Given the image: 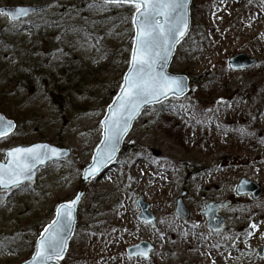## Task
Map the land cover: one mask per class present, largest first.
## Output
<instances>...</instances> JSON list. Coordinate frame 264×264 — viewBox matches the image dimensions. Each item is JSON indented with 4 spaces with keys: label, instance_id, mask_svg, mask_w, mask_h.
<instances>
[{
    "label": "rangeland",
    "instance_id": "rangeland-1",
    "mask_svg": "<svg viewBox=\"0 0 264 264\" xmlns=\"http://www.w3.org/2000/svg\"><path fill=\"white\" fill-rule=\"evenodd\" d=\"M224 1H192L191 31L170 66L190 77V90L145 108L115 164L87 184L62 264H264V0H228L234 13L216 39L210 17H227ZM100 3L0 0L48 6L18 22L0 12V112L18 123L0 138V161L8 148L39 141L71 151L23 188L0 191V264L31 257L101 140V120L128 68L134 9ZM240 53L256 62L229 67ZM242 177L262 187L259 198L237 193ZM179 197L187 218L176 212ZM140 198L154 223L139 218ZM228 200L225 226L211 229L206 204ZM141 241L154 246L149 257L130 256L127 248Z\"/></svg>",
    "mask_w": 264,
    "mask_h": 264
},
{
    "label": "snow or ice",
    "instance_id": "snow-or-ice-1",
    "mask_svg": "<svg viewBox=\"0 0 264 264\" xmlns=\"http://www.w3.org/2000/svg\"><path fill=\"white\" fill-rule=\"evenodd\" d=\"M189 0H101L99 7L110 5H131L133 37L128 72L123 76L120 96L109 106V115L104 125L103 147H98L92 163L84 170V178L91 179L102 166L113 158L120 138L127 133L132 118L148 104L159 102L169 95H183L187 85L183 78L165 71V66L175 45L189 32ZM90 7H97L96 4ZM17 20L28 14L20 7L15 12L0 9ZM232 67V65H229ZM223 99V98H221ZM16 128L14 121L0 114V138H6ZM242 133L246 130L241 129ZM63 150L49 144H34L30 147L11 148L7 163H0V189L10 192L23 188L25 181H31L38 166L58 159ZM247 181H242L246 183ZM81 199H74L58 205L55 218L43 226L39 234L36 251L29 264H59L68 247L69 234L73 231V212ZM3 198L0 197V203ZM252 229H258L253 223ZM252 235L251 232L248 233ZM143 254L147 255L146 252Z\"/></svg>",
    "mask_w": 264,
    "mask_h": 264
},
{
    "label": "water",
    "instance_id": "water-1",
    "mask_svg": "<svg viewBox=\"0 0 264 264\" xmlns=\"http://www.w3.org/2000/svg\"><path fill=\"white\" fill-rule=\"evenodd\" d=\"M192 1L193 0H189L188 2V5H187V10H188V18H189V24H190V27H189V32L191 30V24H192V19H191V4H192ZM20 7H24L26 9H28V14L26 16H22L20 18H18L17 20H14V21H18V20H21V19H24V18H27L37 12H40L42 11L43 9H45L47 7L46 4H40V5H18V6H1L0 9H6L8 12H15L16 9L20 8ZM9 16V15H8ZM9 18L11 19V17L9 16ZM13 20V19H12ZM188 32V34H189ZM187 34V35H188ZM187 35L185 37H183L180 41L179 44L175 45V47L173 48V51L171 53V55L169 56V59L167 61V64L165 66V71H167L168 73L170 74H173L169 71V68L173 62V59L175 57V54H176V51H177V48L178 46L181 44V42L187 37ZM256 62V59L255 58H251L249 57L248 55L246 54H243V53H240L234 57L231 58L230 60V63L233 67L235 68H244V67H247V66H250V65H253L254 63ZM129 67V66H128ZM128 72V68L126 70V72L124 73V75ZM173 75H178V76H181L183 78V81L184 83L187 85V87L185 88V91H184V94L183 95H176V97H182L184 96L185 94H187L190 90L189 88V83H190V77L186 74H173ZM123 83V81H122ZM120 91H121V87L120 89L118 90L117 94L114 96L113 100L111 101V103L107 106V109H106V113L104 115V117L102 118V121L105 119V116L109 115V106H114V101L117 100V98L120 96ZM173 95H169L167 98H161L159 102H155V103H152V104H158L170 97H172ZM152 104H148V105H145L144 107L141 108V110L132 118L131 120V125L129 127V130L127 131L126 134H124L120 140H119V143L117 145V148H116V152L113 156V158L111 159V161H109L108 163H106L105 165L102 166L101 170L98 172L97 175H95L94 178H98L100 177L103 172L108 168L110 167L111 165H113L121 151V149L123 148L124 146V142H125V138L127 137V135L130 133V131L132 130L133 128V125H134V122L135 120L138 118V116L141 114V112L146 108L148 107L149 105H152ZM0 114H2L6 119H10L12 121L15 122L16 124V127H17V123L14 119H11V118H8L6 115H4L3 113L0 112ZM101 121V123H102ZM103 128H104V125L102 124V138H101V141L104 139V135H103ZM16 129V128H15ZM14 129V130H15ZM13 130V132H14ZM11 134V133H10ZM98 144V146L96 147V149L98 147H103L102 143ZM49 144V145H52L53 147H56V148H59V149H62L63 150V155L60 156L58 159H54V160H59V159H64L66 158L67 156L70 155L71 151L69 148H65V147H59V146H56L54 144H51L49 142H44V141H39V142H35V143H32V144H28V145H17V146H13V147H10L6 150V157L8 155V152L11 148H14V147H30L31 145H34V144ZM96 153V150L94 152V154ZM93 154V155H94ZM93 157V156H92ZM53 161V160H52ZM50 162V161H49ZM0 163H7V159L6 161H0ZM48 163V162H47ZM45 163V164H47ZM92 163V162H91ZM90 163V164H91ZM44 164V165H45ZM89 164V165H90ZM43 166V165H42ZM39 167L41 166H38L36 169H35V172H34V175H33V178L31 181H35L37 176H38V169ZM88 167V165L85 167V169ZM84 169V170H85ZM94 178H91V179H85L84 178V173H83V176H82V187L78 190V192L76 193L77 194H80L81 196V199L83 197V195L85 194V183H87L88 181L94 179ZM242 181H247L246 183H243L242 184ZM27 182H30V181H25V183ZM2 190V189H0ZM237 192L239 194H243V193H251L253 195L254 198H259L263 192V189L262 187H260L257 183H255L254 181L252 180H249L248 178L246 177H242L238 183V186H237ZM75 195V196H76ZM75 196L72 198L74 199ZM81 199L79 200L78 204L75 205V209H74V212H73V216L75 217V219L73 220V231L69 234V239H68V247H67V250L64 254V257L63 259L59 262V264H62V261L64 260L67 252H68V249L70 247V243H71V240L74 236V233H75V229H76V225H77V210H78V206H79V203L81 201ZM71 200V199H70ZM68 201V200H67ZM65 202V201H63ZM61 202V203H63ZM60 203V204H61ZM138 204L140 206V209H141V212L139 213V217L146 221V222H151V223H154L155 222V217L148 211V204L146 202H143V200L140 198L138 199ZM230 204V201H225V202H215V201H211L210 203L206 204V207L205 209L202 211L205 215H206V219H207V225L214 229V230H219L221 228L224 227L225 225V217L221 214V210L225 207V206H228ZM176 212L178 214H180L182 217L184 218H187L189 216V210L188 208L185 206L184 202H183V199L182 197H179L177 199V206H176ZM56 214V212H55ZM55 218V217H54ZM53 218V219H54ZM42 232V231H41ZM39 238V236H38ZM38 238H37V242H36V247H37V243H38ZM154 248V246L149 243V242H146V241H141L139 244H136V245H132V246H129L127 248V251H128V254L130 256H136V255H141L143 257H149L152 249ZM35 251H36V248H35ZM34 251V253H35ZM144 252L147 253V255L143 254ZM34 253L31 255V257L26 260L25 262H23L22 264H29V262L31 261L32 259V256L34 255ZM259 255H263V249H259Z\"/></svg>",
    "mask_w": 264,
    "mask_h": 264
},
{
    "label": "bare ground",
    "instance_id": "bare-ground-1",
    "mask_svg": "<svg viewBox=\"0 0 264 264\" xmlns=\"http://www.w3.org/2000/svg\"><path fill=\"white\" fill-rule=\"evenodd\" d=\"M232 2H234V1H232ZM227 3H229L228 5H229V7L227 6H225V4H227ZM235 3V2H234ZM231 6V3L228 1V0H225L224 1V4H223V6H222V13H225V14H227V17H225L224 19H220L221 18V16L219 17V13H214L213 15H212V17H210V20H211V22H210V27H211V32L212 33H214L215 32V38L216 39H219V35H220V31H215L216 29H217V27L219 26V25H221V23H226L227 21H228V18L234 13V11L232 10V8L233 7H230ZM262 21H263V19H261V20H259V24L260 23H262ZM214 23H216L217 25H215ZM230 24H228L227 26H229ZM228 29V28H227ZM159 180V179H158ZM157 180V181H158ZM164 180H165V182L167 183V184H169L170 183V178H168L167 176H164ZM167 181H169V182H167ZM122 216L125 218L126 217V212L124 211H122ZM259 234V233H258ZM258 240L261 242V243H263L264 244V229H263V231L259 234V237H258ZM184 243V242H183ZM187 249L188 250H192V246H190V245H187Z\"/></svg>",
    "mask_w": 264,
    "mask_h": 264
},
{
    "label": "trees",
    "instance_id": "trees-1",
    "mask_svg": "<svg viewBox=\"0 0 264 264\" xmlns=\"http://www.w3.org/2000/svg\"><path fill=\"white\" fill-rule=\"evenodd\" d=\"M127 147V144L124 145V149Z\"/></svg>",
    "mask_w": 264,
    "mask_h": 264
}]
</instances>
